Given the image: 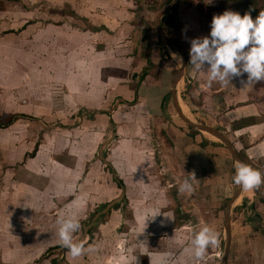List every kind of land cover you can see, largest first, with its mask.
Here are the masks:
<instances>
[{
    "label": "rangeland",
    "instance_id": "1",
    "mask_svg": "<svg viewBox=\"0 0 264 264\" xmlns=\"http://www.w3.org/2000/svg\"><path fill=\"white\" fill-rule=\"evenodd\" d=\"M173 1L0 0V123L4 124L17 114L26 116L8 128L0 126V264H130L141 259L140 263L144 264L154 260L158 252L173 250L168 260L172 262L180 254L182 246L190 245L187 240L181 247L172 249L167 238L174 232H146V227H140L146 219L158 221L159 217L155 215L159 210L156 207L146 209L148 201L141 202L140 208L134 210V205L128 202L126 184L116 172L115 165L108 161L113 150L129 138L124 135L126 131L119 129H116V135L114 127L131 123L130 136L134 134L136 139L152 143L154 147L151 152V147L148 148L150 155L146 153L145 164L149 166L150 163V167L144 177L149 185L153 180L149 173L159 177L169 173L156 155L158 149L155 146L160 140L158 133L162 125L155 124L158 120L153 121L148 114L132 118V106L127 105L133 100V88L139 80L142 66L146 64V49L137 45L132 50L133 28L125 24L138 25L142 20H149L153 44L163 47L159 49L160 54H167L169 50L170 54H178L161 45L155 25L157 15ZM194 2L203 7L202 14L206 13L211 21L214 10L219 9L242 16L249 14L246 8L227 4L224 0H180L179 12L183 8L187 10ZM192 13L194 15V10ZM164 20L166 15L160 20L166 38L180 44L184 52H189L193 38L182 36L181 41V38L174 37ZM192 26L187 25L186 28L202 35L210 30L211 22L207 21L203 26L198 24V27L195 25V28ZM201 35L196 38H202ZM108 58H112V62H108ZM161 66L162 62L152 74L157 75ZM186 85L184 78L179 85L180 92L187 89ZM194 88L197 84L193 83ZM255 94L260 98L264 111V87ZM183 100L188 105L184 97ZM179 105L182 113L189 117L188 108L182 102ZM162 111L161 124H175L172 119L189 134L198 133L179 118L168 98ZM100 112H107L109 117ZM140 113H144L143 110ZM92 114L94 117L90 118ZM112 114L117 123L111 119ZM117 116L120 119L116 120ZM200 120L205 121L202 123ZM255 120L264 122V113L259 119L250 118L220 127L216 125L219 124L218 117H192V122L197 125L216 126L215 129L225 136L236 154H240L244 163L252 167L264 160V152L259 153L257 148L264 143V134L246 129V126L257 123L253 122ZM207 135L203 134L223 147L228 155L224 171L217 172L213 180L205 178L199 182L198 202L190 201L194 197L189 192L182 194L178 190L175 193L173 188L169 193L175 201L173 203L184 209L180 218L191 222L199 216L196 212L201 214L206 208L222 211V232L227 201L234 198L239 188L233 181L237 163L220 140ZM34 149H37L38 156L32 159L30 154ZM162 168L163 175L160 173ZM25 170L56 178L55 187H35V195L28 188L18 192L14 182ZM141 170L143 173L145 168ZM63 179H68V184L57 187ZM149 185L148 188L156 189L157 197L163 195L159 187ZM172 186L165 185L168 188ZM133 195L129 192L130 197ZM226 196L228 199L218 202ZM214 204L215 208L212 207ZM234 204L232 214L230 212V248L233 244L235 252L237 247L247 252L246 246L250 244L252 252L257 250L262 256L264 244L253 243V237L264 236V202L259 201L251 190L250 193L243 191ZM69 213L74 214L81 224L79 232L73 234L74 242L84 241L86 248L91 246L90 251L75 258L62 246L59 238L57 221ZM244 225L250 228L244 229ZM188 227L195 234L202 225L194 228L189 224ZM141 236L151 240V244L140 255ZM224 240L225 236L217 250L213 254L206 252L205 259L198 260L197 264H220L224 256Z\"/></svg>",
    "mask_w": 264,
    "mask_h": 264
},
{
    "label": "crops",
    "instance_id": "2",
    "mask_svg": "<svg viewBox=\"0 0 264 264\" xmlns=\"http://www.w3.org/2000/svg\"><path fill=\"white\" fill-rule=\"evenodd\" d=\"M180 5L181 4L179 3V6L177 8V23H176L177 29L171 31V33H173L174 37H177L179 39L181 38V41H182V36L195 39L197 36H200L201 34L196 35L192 33L191 30H188V28H186L187 25L190 26L197 25L198 27V24L203 26L207 23V21L209 22L212 21L207 19L206 13L205 15L202 14V12H204L203 11L204 9H202L203 7L197 4L196 2H194L187 10L186 8L185 9L183 8L182 12H179ZM193 10H194V15L192 13ZM195 10H199V12L197 13ZM219 10L220 11L214 10V15H220L225 12L221 9ZM131 14L132 16H134V13L131 12ZM125 25L133 28V31L131 32L132 34L131 33L130 34L134 36V31H136L134 29L140 26L141 23L139 22L138 25H135V23H131V24L126 23ZM156 29L158 32L157 25H156ZM210 31H211V27L210 30L207 33L205 32L204 34H202L201 37L208 36L210 34ZM153 42L154 40L151 37L149 41L140 42L138 44L134 42L133 38L130 39V47H132V50L134 49L135 46L137 47V45L138 47L140 46L141 48L144 47V49H146L144 50L146 56L144 57L145 63H146V59L147 58L149 59L148 66L146 65L147 63L144 66H142L143 70L144 69L148 70L147 75L145 76L143 81H140V76L143 71L142 70L139 76V80L137 81L136 86L133 88V99H134V91L137 90L139 91V93L135 101V104L132 106L130 112L134 113L131 117L135 119L136 117L141 118L144 117V114H148L153 121L158 120V122H155V124H157L158 126L162 125L163 128H161L162 130L160 131V133H158L162 137V139L160 137V140L156 143L155 148L158 149L156 155L159 156L160 160H162V163L165 165L166 171L169 173L167 174L165 172L163 175L164 172L163 168L162 171L160 172L163 175L161 176L162 178L153 175V173H149V177L153 179L152 183L149 185L150 182H147L146 178L144 177L145 171L148 170L147 168L150 167V163L149 166L145 164V161L147 160L146 153L148 152V155H150L149 151L147 150L148 148L151 147L150 149L151 152L154 147L152 143L144 142L142 140L136 139L135 138L136 136H134V134H131L132 136H130L129 129L131 127L130 125H132L131 123L130 125L128 124L127 126L123 124L122 126L114 127L113 131L116 133V135H118L116 129H119L120 131L121 130L126 131L124 135L129 138L125 139L124 142H121L118 145V147L113 150L114 152L112 153V157L109 158L110 160L108 161H110L111 164L115 165L116 172L121 176V179L126 184V195L128 199H130L128 200V202L130 201L134 205L133 208L134 210L137 209L138 207L140 208L139 206L140 203L145 201L149 202V204L146 205L147 207L146 209H150V208L155 209L156 207L159 210L158 214L160 215H158L159 217L158 221H156L155 219L153 222L152 220L150 221L146 219L145 221H142L141 223L142 225L140 227H146L147 228L146 232H151V231L152 232L164 231L166 233L174 232L175 234H173L172 236L169 234V237L167 238L168 244H170V247L172 249L181 247L182 243L187 242V240L189 241L190 245L186 247L182 246L180 254L176 256L177 258L174 261L172 262L168 261L173 251V250L172 251L169 250V252L167 253L158 252L157 254L154 255L155 256L154 260H152L151 262L149 261L148 263L145 262L144 264H197L198 260L194 256V249L191 245V240L194 238L195 234L190 231L188 225L190 224V226L194 228H197L199 225L200 226L202 225V227L204 225L213 227L216 231L220 233V244H221V239L223 240L225 236L224 234L225 215H226L225 213L228 205L224 209L223 231L221 232L220 215L222 211L218 210L216 212L214 209L211 210L209 208H206L205 210L202 211L201 214L196 212L199 216L194 217L195 222L193 221L191 222L188 219H184V217L180 218L181 214H183L184 209L177 207L173 203L174 200L171 199L170 197L169 189L174 188L175 189L174 192L176 193L179 190V186H180L178 182H182L188 176V173H194L197 180H195L194 182V191L191 192V195L194 198H191L190 201L198 202L197 196L200 194L199 182L203 181L205 178H209V180L210 179L213 180L217 172L224 171L225 166L229 160H228V155L224 153L223 147L216 144L214 140L211 141L205 138L203 136L204 133L200 134V132L196 131L198 133L189 134L188 130H184L182 126L177 124L172 119L171 121L174 122L175 124H171V123H167L166 125L161 124L160 120H162L163 118V111L161 107H162V102L163 105L166 102L165 98L166 99L168 98V100L172 102L174 107L176 106L174 100L172 99V88L175 84L177 75L180 69L182 68V63L180 62L181 63L180 64L178 61L173 59L172 54H170L171 53L170 50L169 52H167V54H160L161 51L159 49L163 47L160 45L157 46L153 44ZM188 48H189V52L187 50H185L184 52V50H182V47L181 50L184 53V56L187 55L189 57L188 60L190 62L189 53L191 46H189ZM141 52H143V50ZM162 53H164V50H162ZM155 55H157V57H155ZM112 60H113L112 58H108V62H112ZM157 62H159L160 64L162 62L163 66L160 67L161 68L159 70L160 72L157 75H153L152 73L154 72V70H156V67L160 65V64H156ZM205 67H207V65ZM184 78L187 81V85H186L187 89H182L183 92H180L179 85L181 84ZM241 79L246 81L247 74H244L243 77H236L232 79V81L227 83L226 85H222L218 81H214L212 85L209 87L207 84L208 72L203 69L197 71L193 68L192 65L188 67L186 63V70L184 77L181 78V80L176 85V98H177L178 106L180 108L179 103L182 102L188 108L190 115L189 117L186 115L184 116H186V118H188L191 122H192V117L194 115H206L209 117H218L219 124L217 123L216 125L217 126L219 125V127L223 126V124L226 123L233 125L235 124V122L237 123L250 118L259 119L261 115L264 113V111L262 107V102L259 101L260 98H258L257 94H255V91L258 92L260 88L255 87L254 81L244 87L241 84ZM193 83L197 84L198 89L197 88L192 89ZM186 90L188 92L184 93L186 92ZM168 93H170V95H168ZM183 97L185 98L188 105H186L185 101L183 100ZM190 98H192L193 100L191 101ZM141 110H143L144 113H140ZM111 119H113L114 123H117L115 122V117L113 114L111 116ZM118 119H120V117L118 118L117 116L116 120ZM122 121H124V118H122ZM200 121L203 123V121L205 120H200ZM253 122H257V123H253L252 125L250 124L249 126H246V129L249 131L254 129V132L258 131L259 133L264 134V122L256 121V120ZM121 123L122 122H120V124ZM214 128H216V126ZM134 129L135 128H133V131ZM162 132H164V134ZM234 148L236 149V147ZM257 148L259 153H263L264 143L259 144ZM36 156H38V154H36L32 159H35ZM166 160L168 161L166 162ZM141 165H143V167H141ZM143 168H145V170H143L142 173L141 169ZM55 182H56V178L52 176L49 177L46 174L40 176V174L37 171L29 172V170H25L20 172L19 176H17L16 181L14 182L15 184L14 188H17L15 190H17L18 192H23L24 188H28L30 189L29 192L35 195V192L33 191L35 187H44V186L55 187L56 185ZM68 182H69L68 179H63L61 182L57 184V187L65 186L68 184ZM152 184L154 185L155 188L159 187L158 190L160 191V194L162 193L163 195L157 197L155 194L156 189L148 188L147 186V185L151 186ZM172 184H173L172 188L165 187V185L169 186ZM204 190L205 189L202 188V191ZM207 191L209 193L210 191L212 192V190H207ZM129 192L134 194L133 197L129 196ZM242 192L238 196V199L240 198ZM246 192L250 193V191L249 192L246 191ZM185 193L187 192H184L182 194ZM146 195L151 197L150 198L144 197ZM225 199H228L227 196L223 200L218 199V202L221 203ZM238 199H236L235 202L238 201ZM228 201L227 203L229 204L230 201L229 202ZM234 203L230 208L231 214L234 209V205H235ZM250 203L252 204V202ZM212 207L215 208V204ZM177 213H180V215L178 216ZM163 214H165L167 217L164 216ZM253 215L257 216L258 214L253 213ZM244 226H245L243 227L244 229L250 228L249 225H244ZM230 236H231V222H230ZM144 237L145 236L139 237L141 239L143 238L142 245L139 247V251H138L140 255L143 254L146 250H148L151 244V240L148 241ZM253 240H254L253 243H256L258 245L262 246L264 244V236L261 234L255 235L253 237ZM233 247L234 246L232 244L231 248H229V252L225 264H264V251H262L263 254L262 256H260L257 253V250H255V252H252L253 248L250 246V244L246 246L247 252H245V250L241 251V247L240 249L239 247H237V250L235 252ZM215 250H217L216 247H209L207 253L211 251V253L213 254ZM141 261L135 260V262L130 264H141L140 263ZM199 264H204V263L202 262Z\"/></svg>",
    "mask_w": 264,
    "mask_h": 264
},
{
    "label": "clouds",
    "instance_id": "3",
    "mask_svg": "<svg viewBox=\"0 0 264 264\" xmlns=\"http://www.w3.org/2000/svg\"><path fill=\"white\" fill-rule=\"evenodd\" d=\"M190 43V64L197 71L203 69L208 72L209 87L214 81L226 85L244 74H247L246 81L241 79L244 87L253 81H264V11L255 20L250 14L241 16L233 11L214 15L210 34L193 39ZM172 56L182 63V57L178 54L173 53ZM195 180V174L188 173L180 184L179 191L193 192ZM233 181L242 191H251L264 184V173L238 162ZM158 215L160 214L155 217ZM57 222L60 225L59 238L62 246L68 249L73 258L91 250V246L85 247L84 241L74 242L73 234L81 228L80 221L74 214L61 216ZM219 244L220 233L208 225L201 227L191 240L194 256L199 261L205 259L209 247H218Z\"/></svg>",
    "mask_w": 264,
    "mask_h": 264
},
{
    "label": "water",
    "instance_id": "4",
    "mask_svg": "<svg viewBox=\"0 0 264 264\" xmlns=\"http://www.w3.org/2000/svg\"><path fill=\"white\" fill-rule=\"evenodd\" d=\"M177 2H178V0H174L168 7H166L164 10H162L156 17V25L158 28V34H159V37L161 38V41H162L161 45L172 49L173 51L177 52L180 55V57H182V68L180 69V71L177 75V78L175 80V84L172 88V99L174 100V103L176 104L175 107H176L177 114H178L179 118L183 122H185V124L187 126H189L190 128H192V129H194L200 133L208 134V135L220 140L226 146L228 152L231 154L235 163H238V162L243 163L241 161V159L239 158V156L234 151V149L232 148L231 144L228 142V140L225 138V136L223 134H221L215 128L205 126V125H197V124L191 122L188 118H186V116H184V114L181 112V110L178 106V102H177V98H176V85L185 74L186 60H185V56H184V53L182 52V50L180 48L176 47L175 45L171 44L168 41V39L164 35V32L160 26L161 18L164 17V15H167L168 13H170L172 11V9L175 7ZM241 192H242V190H241V187L239 186L237 192L235 193L234 198L230 200V202L227 206V209H226L225 227H224L225 228V247H224V256H223V258L221 260L222 262H220V264H225L226 258L228 256L229 248H230V239H231V236H230V208L233 205V203L235 202V200L238 198V196L240 195Z\"/></svg>",
    "mask_w": 264,
    "mask_h": 264
},
{
    "label": "trees",
    "instance_id": "5",
    "mask_svg": "<svg viewBox=\"0 0 264 264\" xmlns=\"http://www.w3.org/2000/svg\"><path fill=\"white\" fill-rule=\"evenodd\" d=\"M227 4H232V5H239L241 7H244L248 10V13L251 15V17L253 18V20H255L257 18V16L260 14L261 11H264V0H224ZM179 6V1L176 3L175 7L172 9V11L170 13H168L166 15V20H164V23L168 26V28L173 31L177 29V8ZM153 12V11H152ZM242 16V15H241ZM136 31H134V42L136 44L140 43V42H144V41H149L150 37H151V26H150V21L149 20H142L141 21V25L135 29ZM168 41L172 44H174L176 47L181 49V45L172 41L170 38H168ZM185 60L187 65L190 63L188 60V56L185 55ZM146 63H149V59H146ZM148 70L144 69L141 73L140 76V81H143V79L145 78V76L147 75ZM255 87L256 88H263L264 84L260 81V82H256L254 81ZM138 93L139 91H134V99L132 100V102L129 103V106H133L135 104V101L138 97ZM168 95H170V93H168ZM166 100V98H165ZM164 100V101H165ZM163 108V102H162V107ZM100 114H106L108 117V113L107 112H100ZM26 117L24 114H17L14 115L12 117H10V119L5 122L4 124L0 123V126L2 128H8L11 125H13L15 122H17L19 119H22ZM94 117V114L90 115V118ZM34 119V118H31ZM37 149H34V151L30 154V158H33L36 154ZM239 158L241 159V161L244 163V160L242 158V156L240 154H238ZM264 161V160H262ZM118 187L120 186V183L118 182ZM55 262H53L54 264Z\"/></svg>",
    "mask_w": 264,
    "mask_h": 264
},
{
    "label": "built area",
    "instance_id": "6",
    "mask_svg": "<svg viewBox=\"0 0 264 264\" xmlns=\"http://www.w3.org/2000/svg\"><path fill=\"white\" fill-rule=\"evenodd\" d=\"M253 167L264 173V161L253 164ZM253 194L259 201L264 202V184H262L259 188L254 189Z\"/></svg>",
    "mask_w": 264,
    "mask_h": 264
}]
</instances>
